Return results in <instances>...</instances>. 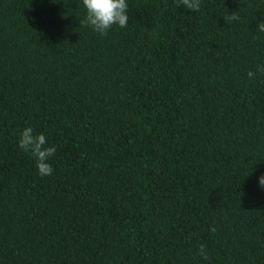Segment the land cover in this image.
Masks as SVG:
<instances>
[{"label":"trees","instance_id":"trees-1","mask_svg":"<svg viewBox=\"0 0 264 264\" xmlns=\"http://www.w3.org/2000/svg\"><path fill=\"white\" fill-rule=\"evenodd\" d=\"M127 2L0 0V264H264V0Z\"/></svg>","mask_w":264,"mask_h":264},{"label":"clouds","instance_id":"clouds-1","mask_svg":"<svg viewBox=\"0 0 264 264\" xmlns=\"http://www.w3.org/2000/svg\"><path fill=\"white\" fill-rule=\"evenodd\" d=\"M82 3L86 9V16L80 21L81 25L89 26L101 35H107L114 25H118L120 28L128 26L129 4L127 0H82ZM177 6H183L191 12H198L201 9V0H177ZM224 20L239 21L240 16L237 12H231L230 15L224 17ZM257 30L264 33V19L258 23ZM257 72L264 74V65L258 66L255 71L249 70L248 78L254 80ZM46 144L47 137L43 133L35 134L32 127H26L20 133L18 146L36 158V167L41 176L53 173V167L48 160L55 155L56 147L55 145L45 147ZM259 185L264 187V175L259 177ZM210 230L216 231L214 227ZM197 251L202 259L208 260L205 245H199Z\"/></svg>","mask_w":264,"mask_h":264}]
</instances>
